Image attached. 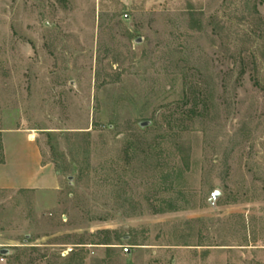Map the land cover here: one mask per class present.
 <instances>
[{
	"label": "rangeland",
	"instance_id": "rangeland-1",
	"mask_svg": "<svg viewBox=\"0 0 264 264\" xmlns=\"http://www.w3.org/2000/svg\"><path fill=\"white\" fill-rule=\"evenodd\" d=\"M16 129L0 264H264V0H0Z\"/></svg>",
	"mask_w": 264,
	"mask_h": 264
},
{
	"label": "crops",
	"instance_id": "crops-1",
	"mask_svg": "<svg viewBox=\"0 0 264 264\" xmlns=\"http://www.w3.org/2000/svg\"><path fill=\"white\" fill-rule=\"evenodd\" d=\"M5 132H25L24 130L16 129V130H5ZM4 131H2V146H3V154H4V163H0V167H3L7 163L8 159V151L7 147L4 142ZM27 134L28 140L36 143V147L33 149L32 152V160L36 163L39 175L34 176L33 179L28 181V179L22 178L21 181L14 180L15 176L7 175L3 176L0 175V189L6 190H22V189H29V190H37V191H54L59 187V176L58 172L56 171L54 165L52 163H44L42 154L40 151V147L34 136L31 134ZM23 168V167H22Z\"/></svg>",
	"mask_w": 264,
	"mask_h": 264
},
{
	"label": "water",
	"instance_id": "water-1",
	"mask_svg": "<svg viewBox=\"0 0 264 264\" xmlns=\"http://www.w3.org/2000/svg\"><path fill=\"white\" fill-rule=\"evenodd\" d=\"M136 42L137 43H140V42H142V37H138L137 39H136ZM150 124V122L149 121H144V122H142L141 123V126L142 127H145V126H148ZM219 191H215L214 193H213V198H216L217 196H219ZM9 252H10V250L9 249H7V248H2V249H0V254L1 255H7V254H9ZM127 252L129 253L130 252V249H127Z\"/></svg>",
	"mask_w": 264,
	"mask_h": 264
},
{
	"label": "trees",
	"instance_id": "trees-1",
	"mask_svg": "<svg viewBox=\"0 0 264 264\" xmlns=\"http://www.w3.org/2000/svg\"><path fill=\"white\" fill-rule=\"evenodd\" d=\"M1 148H2V155L0 156V163H2L4 161V154H3V146L1 144Z\"/></svg>",
	"mask_w": 264,
	"mask_h": 264
}]
</instances>
